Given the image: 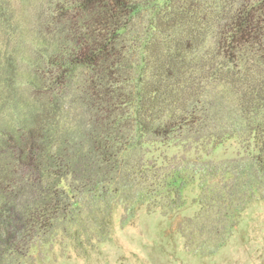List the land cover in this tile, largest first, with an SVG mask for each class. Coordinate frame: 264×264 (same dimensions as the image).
<instances>
[{
	"label": "trees",
	"instance_id": "1",
	"mask_svg": "<svg viewBox=\"0 0 264 264\" xmlns=\"http://www.w3.org/2000/svg\"><path fill=\"white\" fill-rule=\"evenodd\" d=\"M194 182L216 233L264 198V0H0V264Z\"/></svg>",
	"mask_w": 264,
	"mask_h": 264
},
{
	"label": "rangeland",
	"instance_id": "2",
	"mask_svg": "<svg viewBox=\"0 0 264 264\" xmlns=\"http://www.w3.org/2000/svg\"><path fill=\"white\" fill-rule=\"evenodd\" d=\"M237 152L235 141H227L203 159L224 161ZM197 184L183 188L184 203L172 213L149 211L145 205L125 211L117 205L102 234L95 224L79 222L67 230L61 225L41 247L30 250L27 264H264V198L248 203L227 232L221 228L216 233L208 226L202 229L197 220Z\"/></svg>",
	"mask_w": 264,
	"mask_h": 264
}]
</instances>
